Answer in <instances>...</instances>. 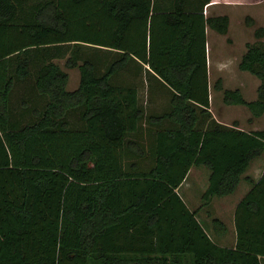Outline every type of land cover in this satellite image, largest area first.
Listing matches in <instances>:
<instances>
[{
	"label": "trees",
	"instance_id": "1",
	"mask_svg": "<svg viewBox=\"0 0 264 264\" xmlns=\"http://www.w3.org/2000/svg\"><path fill=\"white\" fill-rule=\"evenodd\" d=\"M25 1L0 0V264H264V167L235 205L233 247L197 218L264 152V129L227 126L210 112L205 28L226 34L229 17L206 16L211 0ZM244 22L255 25L249 15ZM253 35L238 69L260 80L257 98L221 79L214 89L259 117L264 27ZM65 68L79 70L74 90ZM30 77L21 116L33 120L22 123L11 95ZM131 77L155 78L167 110L146 114ZM200 165L210 169L208 186L190 209L178 188ZM211 227L227 230L217 217Z\"/></svg>",
	"mask_w": 264,
	"mask_h": 264
},
{
	"label": "rangeland",
	"instance_id": "2",
	"mask_svg": "<svg viewBox=\"0 0 264 264\" xmlns=\"http://www.w3.org/2000/svg\"><path fill=\"white\" fill-rule=\"evenodd\" d=\"M40 0H27L25 1V7L33 5L34 2H37ZM251 1V0H250ZM264 1V0H263ZM263 4V3H262ZM228 11H230V13L232 14L233 18V30H232V37H236L237 43L236 46L238 49L239 47L243 50L245 49L247 43L250 42H254L256 41V38L253 35V31L254 28L257 26H263L264 27V9L263 6L261 5H243V6H239V7H230L228 9ZM239 13L242 14H254L256 16H258L259 18V22L255 21V25L254 26H247L244 22L245 16H243L242 18H240L243 22L242 26L239 25L240 19L238 20L237 15ZM253 18V17H252ZM214 31V30H213ZM216 32V31H215ZM215 37L217 39H219L220 42H222L224 44V35L220 34V33H215ZM211 38V36H209V39ZM264 40V37L262 38ZM227 42L229 40H226ZM238 52V51H237ZM242 54L244 52H241ZM241 54V55H242ZM216 56H218V51H216L215 53ZM58 63H60V65L63 66L64 61L63 60H56ZM65 70L68 72L69 78H68V83H67V89L68 90H74L75 88H77L78 84H79V70L77 68H65ZM128 71V70H127ZM125 74V71H123L124 73V78L127 77V74H131V72H128ZM142 72L140 75H142V77H145V73ZM235 77L237 78H233V80L236 81H231L230 79L226 80L224 87L226 89H237L239 88L244 96V98L247 101H252L255 100L257 98V87L260 84V80L252 75L250 72L248 71H242L240 69L237 68L236 74H234ZM129 78V77H128ZM132 79H135L133 77H131ZM131 79V80H132ZM209 82H208V87H209V97H210V104L211 106L214 108L213 111L210 109L211 115L212 117L221 122L224 125L227 126H231L234 120H237L239 122V128H243L246 129L248 131H254V130H258V129H264V114L262 116L258 117H254L251 115L249 109L244 106V105H227L225 103H223L222 101V91L220 90H216L214 89V83L216 80V77H214L213 75H210L209 77ZM143 82L138 81V86L140 87V101L141 104L143 105V107H145V113L146 114H159L162 113L163 111L167 110V96L168 93L163 89L162 92H164L162 94V96H160V98H148L146 96H148V91L150 88V81L147 80L146 78L143 79ZM31 85H32V77L24 80V81H18V83L15 86V89L13 90V93L11 95V105L12 108L14 109V112L16 115H14L15 118L17 119H21L22 123H27L31 120H33V118L29 119V114L27 115V113L23 116H21V112L23 110V108L21 107V101L24 100H28L29 102L30 99H32V94L30 91L31 89ZM223 87V86H222ZM223 87V88H224ZM34 99L37 101V103H39V106L41 107L43 105L44 100L41 98L40 100L37 98V96H34ZM39 100V101H38ZM32 104V103H31ZM38 106V105H37ZM211 108V107H210ZM25 113V112H24ZM19 114V115H17ZM78 111H71L68 115H67V119L69 121V123L71 124V127H79L80 126V120L78 117ZM143 124H145L144 127H142L141 129V134L139 135L140 137H144L145 133H146V128H149L147 125V122L145 120L142 121ZM165 124V123H164ZM166 125H168V123H166ZM257 161L255 163L260 162L262 159H264V152L257 157ZM134 160L139 161V163L141 164L142 168L145 167H149L152 164V159L151 158H133ZM130 160V158H129ZM209 175H210V169L200 165L198 167H194L192 168V172L190 173V175L187 178V181L183 184V187L180 189V191L178 190V192H183L184 195H187L189 193H193L195 195H199V197L197 196L196 199L193 200H197L195 202H198L199 199V204H201V196L204 193V191L206 190L207 186H208V179H209ZM206 177V182H204V178ZM205 184V186H204ZM245 184L242 183V185L240 186V184L238 185L237 189L233 192L232 195H230L229 198L227 200H234L237 199L236 197H239L240 193H244L243 192V186ZM194 195V196H195ZM213 204H216V209H215V214H219L220 212L222 214H224V216H227V213L230 212L228 211L223 205L222 202H219L218 199H213ZM189 205V204H188ZM202 214L206 213V210L203 209L201 211Z\"/></svg>",
	"mask_w": 264,
	"mask_h": 264
},
{
	"label": "crops",
	"instance_id": "3",
	"mask_svg": "<svg viewBox=\"0 0 264 264\" xmlns=\"http://www.w3.org/2000/svg\"><path fill=\"white\" fill-rule=\"evenodd\" d=\"M243 5H247V6L261 5V6H263V9H264V1L263 0H251V1L250 0H211L207 4V6L205 7V11H206L205 15L206 16L207 15H227L229 17L228 31L226 34H223L224 39H225L224 44L222 42H220L219 39H217L215 37V35H216L215 30L213 31V29H211L208 26L205 28L208 82L210 80L209 79L210 75H213L214 77H216L215 82L218 79H221L222 86L224 87L226 80L230 79L232 81L233 78H237L234 76V74H236V71L238 68L239 59H240L241 54H242L241 52H244L245 49L242 50L240 47L238 49L236 46H234L237 43L236 37H232V35H231L232 30H233V18L234 17L230 13V11H228V9L230 7H239V6H243ZM247 15L253 17V19L256 22H259L258 16L254 15V14L252 15L249 13L246 14V16ZM243 16H245V14L239 13L237 15L238 20L240 18H242ZM242 20L240 19V22H239L240 26H242V24H243ZM209 36H211L210 39H209ZM226 40H229V41L227 42ZM216 51H218V56L215 55ZM132 81L143 82L144 80H135L134 79ZM149 81H151L150 87H148L150 89L148 91V96H146V97H148V98H151V97L160 98V95H159L160 84H159V82L157 80H155V78H153V77H151L149 79ZM233 81H236V80H233ZM139 94H140V87H139ZM210 107H211L210 109L213 111L214 108L211 106V104H210ZM234 121H237V120H234ZM234 121H233V123H234ZM238 126H239V122H238ZM241 129H243V128H241ZM144 135L145 136L143 138L139 136V139H140V142L143 143L144 148L146 149L148 146H150L151 142L150 141L148 142V140H149L148 135L146 133ZM149 136L152 137L153 142H154L153 134H149ZM152 146H153V144H152ZM257 159L258 158H255L251 162V164L249 165L247 170L242 175V180L240 181L239 184H240V186L242 185V183L245 184L243 186V188H244L243 192L244 193H240L239 197H236L237 199H234V200H227L229 198H226V197H229L230 195H232L233 193L230 195L223 196V197H215L214 198V199H218L219 202H222L224 204L223 206L228 211H230L227 213V216H224V214H222L221 212L219 214H215L214 211L216 209V207H215L216 204H213V202H212L213 199H212L210 206H209V209H208V211L210 212L211 215H208L207 211H206V213L202 214L201 211L203 210V208L200 209V211L197 214L198 220L200 222H203L205 225H208L207 232L213 237V239L219 245H225V246L233 247L235 244L233 212L235 210L236 203L249 190V188L251 186V183L249 181H251V180L256 181L262 173V169L264 167V159H262L258 163H255L257 161ZM194 167H198V166H194ZM192 168H193V166L189 169L187 176L185 177V179L180 184V186L178 188L179 191L183 187V184L187 181L188 176L192 172ZM204 182H206V177L204 178ZM204 186H205V184H204ZM179 194L181 195V197L185 201L186 205L190 209H197L199 207V205H200L199 199H198V202H195L197 200H193V199H196L197 196L199 197V195H195L193 193H189L187 195H184L183 192H179ZM213 217L220 218L225 223V225L227 227V230L225 233H219V232H217V234L216 233H210V231H212L211 219Z\"/></svg>",
	"mask_w": 264,
	"mask_h": 264
},
{
	"label": "built area",
	"instance_id": "4",
	"mask_svg": "<svg viewBox=\"0 0 264 264\" xmlns=\"http://www.w3.org/2000/svg\"><path fill=\"white\" fill-rule=\"evenodd\" d=\"M206 12V11H205Z\"/></svg>",
	"mask_w": 264,
	"mask_h": 264
}]
</instances>
